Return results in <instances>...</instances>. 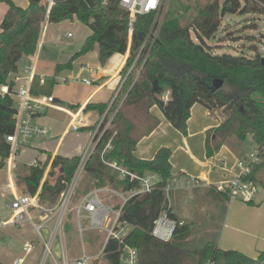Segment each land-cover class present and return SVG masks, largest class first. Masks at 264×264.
<instances>
[{"label":"trees","instance_id":"trees-1","mask_svg":"<svg viewBox=\"0 0 264 264\" xmlns=\"http://www.w3.org/2000/svg\"><path fill=\"white\" fill-rule=\"evenodd\" d=\"M2 2L8 5V11L1 23L0 84L6 83L9 75L17 71L23 57L36 55L47 11L39 0H30L26 9L12 0H0ZM179 9L183 13L190 11L189 7L182 5ZM191 11V16L183 20L185 18L179 16L177 9H170L158 38L151 46L145 42L153 17L138 16L130 32L129 13L119 6V0H111L107 5L103 0H59L51 9L48 24L76 17L92 32L69 62L57 66L59 71L71 68L72 62L87 54L95 43L99 46L102 62L115 53L125 55L129 51L122 70L123 77L137 55L143 54L137 66V69L143 66L138 79L134 83L136 69L127 77L106 115L105 123L111 119L110 127L104 131V123L96 137L99 139L97 147L84 169V174L92 179L89 192L110 187L127 194L140 188L139 181H131L129 177L121 179L119 172L106 162H116L139 176L155 173L161 177L151 193L132 197L122 211L121 219L131 226L129 237L124 242L138 250L140 264H205L209 259L217 264H264V252L257 259H252L236 250H222L218 242L189 249L186 245L191 238L193 224L190 222L178 226L170 242L159 241L151 235L154 221L167 209L163 188L173 177L172 151L169 148L159 149L152 160L135 156L138 143L160 125V120L152 113L155 106L183 135L188 133V120L196 103L212 112L222 109L224 121L210 131V140L215 135L214 150H219L232 137L242 142L251 135L257 146L258 161L251 164L247 179L258 183L264 190V55L256 47H252L250 56L215 54L204 40L215 35L228 14L264 15V0H223L222 3L212 0ZM191 29L200 43L193 40ZM220 81L223 84L215 88L214 83L219 84ZM55 85L54 75L41 78L35 74L30 90L35 96L51 95ZM13 86L11 83L10 91ZM167 92L170 95L166 101ZM123 95L126 97L120 104ZM109 105L110 102L88 104L85 111L96 110L103 116ZM16 112L12 96L0 95V169L10 154L7 137L14 133ZM109 142L112 148L105 151ZM50 161L51 169L44 179ZM79 163L80 157L77 156L57 155L52 158L48 155L44 165L30 166L24 174H19L17 186L23 194L31 196L40 190V205L54 208L60 195L68 188ZM210 196L218 204L230 201L227 193L215 188ZM171 217L175 218V215L172 213ZM121 247L118 241L110 240L104 251L103 264H120ZM0 264L3 263L0 261ZM94 264L99 263L96 261Z\"/></svg>","mask_w":264,"mask_h":264},{"label":"crops","instance_id":"crops-1","mask_svg":"<svg viewBox=\"0 0 264 264\" xmlns=\"http://www.w3.org/2000/svg\"><path fill=\"white\" fill-rule=\"evenodd\" d=\"M12 1L17 6L24 9L28 8L30 5V0ZM7 11L8 5L3 2L0 3V33L1 23ZM50 25L51 24L45 22L43 32ZM91 33L88 36H90ZM43 40L44 39L40 38V43H43ZM38 52L39 51L36 52L34 57L27 56L25 58L28 63L33 62V60L35 61L36 74L40 75L41 78L45 76H55V89L59 83L57 76L55 74H43L37 71L39 67ZM123 56V61L112 76L104 79L101 83L97 81V87L82 100V103H69L60 95L54 94L53 89L52 94L49 96L55 97L58 109H46L41 116L38 117V122L52 129L51 135L49 134L48 136H57V141L52 144L53 147H47L46 142H41L35 144L34 147H32L31 144L23 149L19 153L17 160L18 167L13 174L10 173L5 165L0 169V261L3 264H14L19 258L24 259L22 264H39L44 249L43 239L38 236L34 228L35 225L42 222L40 210L36 207L30 209L33 222L25 220L21 223H14L12 214L8 209V205L13 202L18 195L23 194L16 186V177L19 174H24L28 167L34 166L33 163L35 161L37 163L39 162L40 165H44L48 161V155H51L52 158L57 155L69 158L81 156L83 150L93 139V135L96 131V124L103 118L98 111L92 109L85 111V108L88 104L107 103L116 97L118 89L122 84L121 71L125 66L129 51ZM112 82L117 83L115 90H113L114 95L109 97V99L96 97L106 85L108 86ZM16 84L18 85V83ZM169 95L170 92H167L165 97L169 98ZM72 106H77L78 108H72ZM78 112L79 115L77 120L80 119L81 121V123H79V129L66 133L72 119L71 115L75 116ZM49 113H58L59 115H63V117L62 119L49 118ZM152 113L160 120V125L151 135L143 138L138 143L135 156L143 160H152L159 149L163 147L169 148L172 151V157L170 159L172 163V178H179L181 180L198 178L201 180L200 185L197 187L185 185L175 188L173 191L193 188L200 194L210 196L211 191L214 188L216 189L217 184L232 179L237 169L233 167L234 163L231 168L227 167L225 158L231 157L233 151H236V149L232 147L231 149L229 147L230 151H227V143H224L219 150L215 151V135H212V139L210 140V131L217 128L224 121V117L221 113L217 111L212 112L203 105L196 103L191 109L187 135H183L177 131L164 117L158 107L155 106L152 108ZM69 133L70 135H74L75 141L73 144L65 143L66 139L69 137ZM167 137H179L182 141L181 143V141L178 140V142L182 144L180 148H176L174 145L167 143ZM30 156L32 157L30 158ZM49 164L51 165V161L48 165ZM211 201L214 202L215 206L218 205V201L212 199ZM228 205L230 206V212L227 218L226 229L221 239L218 241V247L222 250H236L252 259H257L264 252V195H258L252 203L236 200L234 203L229 201ZM43 207L49 208L46 206ZM172 213L175 215V219L179 221L187 220L183 216H179V213L174 210V206H172ZM55 223L56 212L53 211L44 222L46 227L42 232L44 239H47L49 231L55 226ZM79 238L76 217H66L64 225L60 230L59 237L54 243L53 249L56 257H60L62 251L66 252L70 258L79 257L82 254L78 247ZM27 242H32L34 247L30 253L25 254L23 252V247Z\"/></svg>","mask_w":264,"mask_h":264},{"label":"built area","instance_id":"built-area-1","mask_svg":"<svg viewBox=\"0 0 264 264\" xmlns=\"http://www.w3.org/2000/svg\"><path fill=\"white\" fill-rule=\"evenodd\" d=\"M39 1L41 5L47 8L45 22H48L49 13L59 0ZM110 1L111 0H103V4L107 5ZM169 2L170 0H119V6L129 13L130 32L133 31V26L138 16L151 15L153 17L152 25L145 42V44L149 42L152 46L158 38L162 25L165 21ZM67 37H73V33L68 32ZM141 55H143L142 52L137 55L124 77L122 76L121 71L122 84L116 94V97L119 95L127 77L137 69ZM144 56L147 58V55ZM20 65H22V67H20ZM142 68L143 66L136 70L137 72L135 74L136 78L134 83L138 79ZM35 69V61L33 60V62L28 63L27 59L23 57L19 62L17 71L11 73L12 79L8 80L4 84H0V95L5 96L6 94H10L14 100L17 110L15 115L16 125L14 133L7 137V141L10 143V154L5 160V166H7L11 174H13L18 167L17 160L19 152L31 145L34 139L45 138L50 134V128L46 125L40 124L38 122V117L41 116V114L48 108H57L54 96H35L31 93L30 88L32 80L36 74ZM83 81L86 84H90L89 80L84 79ZM11 83H14L12 91H10ZM16 83H18V85ZM115 98L111 101L107 112L103 115L102 120L97 126L93 139L83 150L80 156V163L73 179L68 185V188L60 195L57 205L52 209L41 206L38 201L40 190L34 196L20 194L8 205V209L12 214L14 223H21L25 220L33 222L30 209L36 207L40 210L42 222L34 226L38 236L43 239L44 249L39 264H46L48 258L50 257L53 259L55 264H94L96 261L103 258L105 248L110 240H116L122 244L119 253L120 264H140L138 250L124 242L129 237L131 226L127 221L121 219L122 211L125 204L132 197L140 194L151 193L156 184L161 181V177L155 173H147L144 176H139L135 173L127 171L116 162H106V164L118 171L121 179L129 177L131 181H139L140 188L132 190L127 194L120 193L110 187L97 188L86 194L80 203L74 208L77 220V232L82 241L84 240V236L87 232H99L106 234L99 252L93 255L88 253L83 248L82 254L79 257L70 258L64 251H62L60 257H56L53 249L54 243L58 239L60 230L64 225L67 213L70 210L72 198L75 194L80 178L84 173L85 166L97 147L99 139L96 140V137L99 135L101 128L105 123L106 115L109 112ZM165 100L167 101L168 98L165 97ZM78 115L79 112L76 113L75 116L71 115L72 119L66 133L79 129V123H81V121L80 119L77 120ZM110 125L111 119L105 123L104 131L109 128ZM111 148V142H109L105 151L110 150ZM257 161L258 152L256 150V154L250 163L239 160L236 164L237 171L233 175L232 179L227 182H220L216 185V189L227 193L230 201L240 200L245 203H252L258 195H264V190L261 185L247 179V176L251 173V164ZM33 165L37 166L40 164L35 161ZM50 168L48 167L47 171H49ZM44 179H46L45 176ZM185 182L187 183L185 185L197 187L200 185L201 180L198 178H191L187 180L172 178L166 182L163 188L167 200V209L164 210L154 221V227L151 232V235L159 241L170 242L174 236L176 228L185 223L184 221H179L171 217L172 204L170 201L171 191L175 188L185 186L181 185ZM105 194H109L111 197H119L120 203L114 206L111 205L104 198ZM53 211L56 212V223L49 231L47 239H44L42 235L43 230L46 228L44 222L49 218L50 213ZM33 247L32 242H27L24 244L23 252L28 254L33 250ZM23 261V258H19L14 262V264H22ZM205 264L217 263L213 259H209Z\"/></svg>","mask_w":264,"mask_h":264},{"label":"rangeland","instance_id":"rangeland-1","mask_svg":"<svg viewBox=\"0 0 264 264\" xmlns=\"http://www.w3.org/2000/svg\"><path fill=\"white\" fill-rule=\"evenodd\" d=\"M211 1L212 0H170L167 14L170 9H177L179 16H182L181 18H185L183 20H186L189 16H191V10H194L197 6H203ZM220 2L222 3L223 0H220ZM180 5L185 8L189 7L190 11L183 13V11L179 9ZM191 30L193 40L200 43V41L196 38L193 29ZM68 32L73 33L72 38L67 37ZM90 33L91 31L89 27L74 17L73 20H65L60 23L51 24L43 32L41 37L44 39L43 43L39 42L37 49V51H39V67L37 71L43 74H55L59 83L53 92L54 94H58L66 99L69 103H82V100L97 87L96 82L99 81L101 83L104 79L111 77L124 58L122 54L115 53L106 62H102L99 58V46L95 43L87 54L75 59L72 62L71 68L59 71L57 66L59 64L69 62L72 56L80 50L86 37ZM248 37H253V39L249 40ZM204 40H206L207 44L212 47L215 54H244L246 56H250L253 52L252 47H256V49L264 55V15L228 14L223 18L221 27L215 35ZM129 44H131V37L129 39ZM6 63H8V60ZM20 67H22V65H20ZM10 75L7 80L12 78V75ZM83 78L89 80L91 84L87 85L83 81ZM116 84V82H112L110 85H106L96 97L109 99V97L114 95L113 90H115ZM124 99L125 95L122 96L119 103L121 104ZM218 110L216 111L221 113L225 119L223 110ZM48 117L53 119H62L63 115H59L58 113H49ZM99 123L100 122L96 124L95 129ZM51 133L52 129H50V135ZM178 140H180L179 137H167V143L174 145L176 148H180L182 145L178 142ZM56 141L57 136H47L41 139H34L32 147L41 142H46L47 147H53L52 144ZM74 141V135H70L69 133V137L66 139L65 143L73 144ZM229 147L236 149V151H233V155L231 157L225 158L226 166L231 168L234 163L233 167L235 169L239 160L250 163L257 150L256 143L251 135H248L242 142H239L236 137L230 138L227 140V151L229 150ZM31 157L32 156H30V158ZM48 167H51L50 164L47 168ZM47 168L45 178H47L49 173ZM91 182L92 179L89 175L83 173L72 198L70 210L68 211L66 217H76L74 208L80 203L84 195L92 189ZM15 183L17 186V180ZM185 184L187 183L185 182L181 185L183 186ZM18 190L20 191V188H18ZM104 198L113 206L120 203L119 197H111L109 194H105ZM211 199L212 196L200 194L193 188L178 191L175 190L170 193V201L172 206H174V210L179 213V216H183L187 219L186 221H181L193 224L191 238L189 243L186 245L189 249H199L205 246L208 242H218L226 229L230 206L228 203H220L215 206ZM234 202H236V200H231V203ZM105 235L106 234L99 232H87L83 241L80 238L78 240L79 251L82 252L84 248L90 254H97L100 250L102 242L105 239ZM98 263L103 264L102 259H99ZM46 264L55 263L50 257L48 258Z\"/></svg>","mask_w":264,"mask_h":264},{"label":"water","instance_id":"water-1","mask_svg":"<svg viewBox=\"0 0 264 264\" xmlns=\"http://www.w3.org/2000/svg\"><path fill=\"white\" fill-rule=\"evenodd\" d=\"M263 63H264V58H263ZM223 84V81H220L219 84L214 83L215 88H220V86ZM155 86H157V82H155Z\"/></svg>","mask_w":264,"mask_h":264}]
</instances>
